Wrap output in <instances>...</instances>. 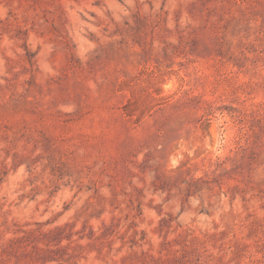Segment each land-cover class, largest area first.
<instances>
[{
  "label": "rangeland",
  "instance_id": "obj_1",
  "mask_svg": "<svg viewBox=\"0 0 264 264\" xmlns=\"http://www.w3.org/2000/svg\"><path fill=\"white\" fill-rule=\"evenodd\" d=\"M0 264H264V0H0Z\"/></svg>",
  "mask_w": 264,
  "mask_h": 264
}]
</instances>
